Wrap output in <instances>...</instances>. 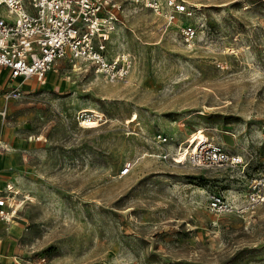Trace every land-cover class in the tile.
Segmentation results:
<instances>
[{
  "label": "rangeland",
  "instance_id": "obj_1",
  "mask_svg": "<svg viewBox=\"0 0 264 264\" xmlns=\"http://www.w3.org/2000/svg\"><path fill=\"white\" fill-rule=\"evenodd\" d=\"M199 1L192 44L121 1L108 55L130 56L122 80L62 60L41 84L16 81L20 100L0 99V194L11 186L20 205L0 222L4 264H264V204L209 209L264 174V0ZM12 82L0 67V94ZM200 137L243 166L184 163L177 149Z\"/></svg>",
  "mask_w": 264,
  "mask_h": 264
},
{
  "label": "built area",
  "instance_id": "obj_2",
  "mask_svg": "<svg viewBox=\"0 0 264 264\" xmlns=\"http://www.w3.org/2000/svg\"><path fill=\"white\" fill-rule=\"evenodd\" d=\"M121 1L128 0H0V67L8 70L11 79L25 83L35 79L38 84L62 60L92 65L95 72L109 80H122L130 73L132 60L122 53L110 58L108 45L120 22ZM176 26L182 39L192 44L202 28L197 21L204 7L199 0H130ZM208 2L219 0H207ZM245 4L246 0H233ZM22 85L10 84L2 93L5 103L18 101L24 95ZM7 107L1 113L7 115ZM159 142L168 138L158 135ZM166 155L165 157H167ZM178 164L179 159L173 157ZM203 168L243 166L239 155L213 144L206 137L185 162ZM131 163L123 166L126 176ZM11 186L0 194V222L13 221L18 213V192ZM264 204V174L250 181L244 199H227L222 193L209 197V209L217 215L246 214ZM0 264H4L0 256Z\"/></svg>",
  "mask_w": 264,
  "mask_h": 264
},
{
  "label": "bare ground",
  "instance_id": "obj_3",
  "mask_svg": "<svg viewBox=\"0 0 264 264\" xmlns=\"http://www.w3.org/2000/svg\"><path fill=\"white\" fill-rule=\"evenodd\" d=\"M89 112V111H88ZM87 113V112H86ZM95 115V114H94ZM96 116V115H95ZM92 120H90V121H86V122H84V124H87V123H90ZM206 139V138H205ZM204 139V140H205ZM203 140H202V137H200L199 139H198V141H196V143L190 148V149H188V150H186L185 149V147L182 145L181 147H180V149H177L178 150V156H186V158L188 157V155L193 151V150H196V148H197V146L202 142ZM14 221V220H13ZM12 221V222H13ZM11 222V223H12Z\"/></svg>",
  "mask_w": 264,
  "mask_h": 264
},
{
  "label": "crops",
  "instance_id": "obj_4",
  "mask_svg": "<svg viewBox=\"0 0 264 264\" xmlns=\"http://www.w3.org/2000/svg\"><path fill=\"white\" fill-rule=\"evenodd\" d=\"M4 70H5L6 72H8V70H6V69H4ZM8 73H9V72H8ZM15 82H16V81H15ZM15 82H12L11 84H14ZM19 82H20V81H19ZM25 83H26V82H25ZM29 84H30V83H29ZM9 85H10V84H9ZM9 85H8V86H9ZM14 85H18V84L15 83ZM22 85H23V84H22ZM5 88H7V86H6ZM5 88H4V90H5ZM0 99L3 100V98H2V94H0ZM3 102H4V100H3ZM5 107H6V106H5ZM5 107H3V108H5ZM7 112H8V109H7ZM7 114H8V113H7ZM0 255H1V254H0Z\"/></svg>",
  "mask_w": 264,
  "mask_h": 264
}]
</instances>
